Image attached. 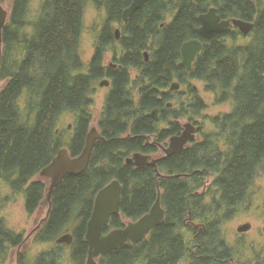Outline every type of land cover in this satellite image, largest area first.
Instances as JSON below:
<instances>
[{
    "label": "trees",
    "instance_id": "16d2710c",
    "mask_svg": "<svg viewBox=\"0 0 264 264\" xmlns=\"http://www.w3.org/2000/svg\"><path fill=\"white\" fill-rule=\"evenodd\" d=\"M33 2L14 0L3 30L0 208L2 181L25 194L30 211L39 207L46 185L32 179L60 149L67 148L74 156L83 151L94 117L96 85L109 77L113 87L98 121L105 139L95 143L85 172L67 175L55 187L47 226L52 239L65 225L76 223L73 259L83 264L87 248L83 239L96 194L118 179L123 186L122 215L131 219L144 215L160 188L166 218L152 231V242L124 244L102 257L100 264H177L181 260L229 264L237 250L228 244L223 224L248 201L264 170V0H150L126 23L123 12L132 0H40L35 10ZM89 3L107 17L94 26V53L86 64L80 43ZM211 7L223 19L253 22L252 31L245 36L233 28L204 38L199 17ZM116 22L123 25L119 40L113 32ZM242 36L249 41L237 44ZM191 39H201L204 49L188 72L181 48ZM115 43L121 47L117 68L105 65ZM146 50L151 53L149 61H145ZM176 79L182 87L171 92ZM192 79L203 81L205 89L217 95V102H233L230 112L209 117L215 128L210 132L199 121L208 104ZM169 101H174L173 108L166 106ZM156 107L161 108L157 121L151 116ZM66 112L73 115V130L59 126ZM185 117L200 126L199 141L172 156L163 155L158 168L125 162L132 152L158 150L157 143L146 144L143 135L166 144L181 131L178 120ZM119 150H124L122 156ZM122 215L113 216L111 225H121ZM193 223H204L203 232L197 235ZM183 230L195 232L191 242ZM21 237L0 217V264H5L10 248L20 245ZM60 261L61 253L46 251L31 260L24 258L22 264Z\"/></svg>",
    "mask_w": 264,
    "mask_h": 264
},
{
    "label": "rangeland",
    "instance_id": "374dc122",
    "mask_svg": "<svg viewBox=\"0 0 264 264\" xmlns=\"http://www.w3.org/2000/svg\"><path fill=\"white\" fill-rule=\"evenodd\" d=\"M12 0H3L2 5L4 8L11 12ZM40 0H34L32 3L33 10L37 9ZM103 16V17H101ZM107 13L102 10L99 11L92 4L89 3L85 10L84 18V30L82 33L80 51L84 62L89 63L91 57L94 53V42H95V28L94 26L99 22V20L104 22L106 20ZM116 27H122L123 25H118L115 23L113 25V30ZM249 41L248 38L242 36L237 41V44H246ZM121 54V47L119 45H112L105 58V65L110 66L111 63H116L117 56ZM104 79V78H103ZM102 79V80H103ZM100 80L95 89L94 93V117L91 126L98 127V121L103 111L106 98L110 93L111 87L101 86ZM191 84L198 88L200 95L205 99L208 104L207 109L202 113L199 121L204 126L206 132H210L215 129L211 123L209 117L217 116L219 114H224L230 112L233 109V102L228 100L226 102H217V95L214 92L207 91L205 89V83L198 79H192ZM5 85V81L0 79V91ZM188 86H183L184 90H187ZM22 104L25 105V100H21ZM232 106V107H231ZM206 117H204V116ZM181 123H187L188 118H181ZM61 128L69 127L70 130L74 129V118L71 113H64L61 116L59 123ZM71 126V127H70ZM161 126H164L161 124ZM200 127V126H199ZM202 131V130H201ZM199 134H201L199 132ZM169 143V140L166 141ZM164 154L163 150H159L154 153L153 157H160ZM264 171V170H263ZM257 177L252 189L250 190L248 201L238 206L232 215L224 222L223 231L228 244L233 247L236 251L235 260L229 264H258L264 255V172ZM34 180H43L46 184L45 199L43 204L34 212L30 213L27 209L26 197L22 192L15 191L11 186L7 185L4 181L1 182V193L4 198L2 207L0 208V217H2L6 225L9 228L14 229L16 232L23 233L24 235L29 234L34 227L41 223L43 218H45L48 210L47 199H48V187L50 186V181L46 177H42L40 174L36 175ZM31 181V182H32ZM130 219H126L128 223ZM245 223H251L252 228L245 233H240L238 227ZM76 223H69L65 225L61 231L55 235V238L46 241L40 240L39 237L33 240L31 237L25 243L19 246L12 247L9 249L5 264H22L24 258L29 260L34 259L39 254L46 251H56L61 253L60 264H77L73 259L74 246H69L67 243L57 244L56 239L65 232L75 231ZM196 226L197 224H191ZM188 242H191L195 235L202 233L203 229L198 226V233L195 234L193 230L190 232L182 231ZM19 252H21L19 254ZM24 255V256H23ZM261 255V256H260ZM258 261V262H257ZM83 264H87V258ZM143 264V263H137ZM180 264H190L187 260L182 261Z\"/></svg>",
    "mask_w": 264,
    "mask_h": 264
},
{
    "label": "water",
    "instance_id": "95a60500",
    "mask_svg": "<svg viewBox=\"0 0 264 264\" xmlns=\"http://www.w3.org/2000/svg\"><path fill=\"white\" fill-rule=\"evenodd\" d=\"M148 0H133L131 5L127 7L123 13L124 20H128L138 9L142 8ZM10 11L3 7L0 0V64L3 56V30L9 20ZM201 27L199 31L202 35L212 38L215 35L231 31L232 26H239L246 34L253 28V24L239 18L222 19L216 7H211L207 12L200 15ZM120 29H116L117 37H120ZM203 47L202 41L191 39L186 41L181 48L182 64L188 72L193 70V63ZM146 61L149 60V53L145 52ZM110 81L104 79L100 82L101 86H108ZM180 87L179 82H174L171 86L172 90ZM152 115L158 119V109H154ZM186 129L181 135H175L170 138L169 147L166 148V155L172 156L178 151L185 148L186 144L195 136L194 125L191 122L185 124ZM104 139L97 127H92L87 135L86 144L83 151L72 156L70 152L63 148L46 165L40 172L42 176L51 178L48 191V200L56 186L70 174H81L85 172L91 163L94 145L97 140ZM127 163L141 167L146 165L157 166L158 159H151L150 155L143 153H135L132 157L127 158ZM160 174L158 173L157 176ZM122 194V184L115 179L102 188L96 195L94 210L88 222L86 238L90 249L87 264H98L96 258L104 256L109 251L117 248L120 244L131 240L138 243L145 239L148 234L166 218V210L161 203V192L149 212L141 216L138 220L129 222L126 227L114 229L108 234H103L104 224L110 221L113 214L120 212V202ZM252 228L251 223H245L238 227L240 233L247 232ZM73 235L66 233L57 238L58 243H72Z\"/></svg>",
    "mask_w": 264,
    "mask_h": 264
},
{
    "label": "flooded vegetation",
    "instance_id": "af4514ba",
    "mask_svg": "<svg viewBox=\"0 0 264 264\" xmlns=\"http://www.w3.org/2000/svg\"><path fill=\"white\" fill-rule=\"evenodd\" d=\"M3 0H1V2H2ZM12 1H14V0H12ZM133 1V0H132ZM148 1H150V0H148ZM131 5V4H130ZM129 5V6H130ZM125 11V10H124ZM124 13V12H123ZM134 15V14H133ZM132 15V16H133ZM131 17V16H130ZM130 17H129V19H130ZM129 19L128 20H124V18H123V22H128L129 21ZM223 19V18H222ZM231 19V18H230ZM116 23H118V25H122V23H120V22H116ZM232 28H233V26H232ZM119 29L120 30H122L123 28L122 27H119ZM229 32V31H228ZM146 52V51H145ZM145 52H144V55H145ZM149 52V51H148ZM198 56V55H197ZM197 58V57H196ZM149 60H150V53H149ZM148 60V61H149ZM145 61H146V56H145ZM115 64V65H114ZM110 66H112L113 68H117L118 67V64L117 63H111L110 64ZM104 79H108L109 81H110V84L108 85V86H106V87H111V89H112V87H113V81H112V79L111 78H109V77H106V78H104ZM103 79V80H104ZM173 82H181L179 79H176V80H174ZM173 82L171 83V85H170V88H169V90L171 91V92H174V91H179L180 89H181V87H182V83H180V87H179V89H177V90H172L171 89V86H172V84H173ZM111 89H110V91H111ZM166 106L168 107V108H173V106H174V101H169L167 104H166ZM156 109H158V119H156V120H159L160 119V113H161V108H159V107H156ZM154 110V109H153ZM153 110L151 111V116L153 117V115H152V112H153ZM155 119V118H154ZM178 122L181 124V127L183 128V129H181V131L178 133V134H174V135H172V136H175V135H181L184 131H185V129H186V126H185V124L186 123H181V121L180 120H178ZM188 122H191V123H193V125H194V127H195V129H194V134H195V136H194V140L192 139V140H190L189 142H188V144H186V146H185V148L186 147H188V146H190L191 145V143L193 142V141H199L201 138H202V135L201 134H199V132L201 133V130H200V127H199V125L196 123V122H192L191 120L190 121H188ZM187 122V123H188ZM197 124V125H196ZM166 126V124L164 125V127ZM91 128H92V126H91ZM90 128V129H91ZM99 129V128H98ZM90 131V130H89ZM99 131H100V129H99ZM100 133H101V131H100ZM102 134V133H101ZM172 136H170L167 140H169V143H170V138L172 137ZM145 140H146V144H150V143H152V142H156L157 143V145H158V150L156 151V152H152V153H146V152H142V151H135V152H132L130 155H128V156H126V158H125V162L127 163V158L128 157H132L135 153H143V154H146V155H150L151 156V159H158V162H159V160L161 159V157L163 156V155H165V156H167L166 155V148H167V146L169 147V143L167 144H162V143H158L157 142V140H156V138L154 137V136H151V135H143L142 136ZM87 139V138H86ZM104 139H105V137H104ZM103 139V140H104ZM100 140H102V139H100ZM166 140V141H167ZM98 141V140H97ZM96 141V142H97ZM95 142V143H96ZM94 147H95V145H94ZM184 148V149H185ZM63 149V148H62ZM67 149V148H66ZM61 150V149H60ZM68 150V149H67ZM159 150H163L164 151V154L162 155V156H160V157H153L152 155L154 154V153H157ZM183 150V149H182ZM69 151V150H68ZM181 151V150H180ZM70 152V151H69ZM93 152H94V150H93ZM58 154V153H57ZM56 154V155H57ZM70 154H71V152H70ZM118 154L119 155H123L124 154V150H119L118 151ZM72 155V154H71ZM72 156H74V155H72ZM77 156V155H76ZM92 156H93V154H92ZM92 159V158H91ZM53 160V159H52ZM51 160V161H52ZM50 161V162H51ZM49 164V163H48ZM47 164V165H48ZM129 164V163H128ZM132 165H134V164H132ZM146 166H154V165H146ZM136 167H138V166H136ZM155 167V166H154ZM44 168V167H43ZM156 168H158V163H157V166H156ZM41 172V171H40ZM160 174L159 176H157L156 175V177L157 178H160L161 176H163L159 171L157 172V174ZM40 174V173H39ZM41 175V174H40ZM42 176V175H41ZM42 177H45V176H42ZM165 177H167V176H165ZM47 178V177H46ZM47 179H49V181H50V183H51V178H47ZM115 180V179H114ZM118 180V179H117ZM34 181H36V180H34ZM37 181H42L43 183H45L43 180H37ZM113 181V180H112ZM111 181V182H112ZM121 183V182H120ZM46 185V184H45ZM108 185V184H107ZM104 188V187H103ZM48 191H49V187H48ZM122 191H123V186H122ZM159 191L161 192V189L160 188H158V194H159ZM45 192H46V189H45ZM99 192V191H98ZM97 195V194H96ZM96 198V197H95ZM45 199V196H44V198L42 199V201L40 202V205H39V207L41 206V204H43V200ZM121 200H122V194H121ZM157 200V199H156ZM27 203V202H26ZM47 203H49V205H48V210H47V214H46V216H45V218H43V220L41 221V223H39V224H37L35 227H34V229L29 233V234H27V235H24L23 233H20V232H16L17 234H20V235H22V237H21V243H20V245L22 244V243H25L27 240H29L31 237H33V240L34 239H37L38 237H39V239L40 240H42V239H44L45 237H49L48 238V240H43V241H46V243L49 241V240H52V234H51V229L48 227V229H47V226L50 224V220H51V217H52V195H51V199L50 200H48L47 199ZM162 203V202H161ZM94 204H95V201H94ZM163 206V205H162ZM152 208V207H151ZM27 209H28V207H27ZM38 209V207L35 209V210H33V211H30L29 209H28V211L30 212V213H34L36 210ZM165 209V208H164ZM263 209H264V207H263ZM93 210H94V207H93ZM150 211V210H149ZM148 211V212H149ZM92 213H93V211H92ZM147 213V212H146ZM145 213V214H146ZM115 215H122V213H121V202H120V212L119 213H116V214H113L112 216H111V218H110V221L108 222V223H106V224H104V226H103V234H108L109 232H111L112 230H114V229H118V228H122V227H126V225H128V223L129 222H132V221H136V220H138L139 218H137V219H131V218H127L126 216H124V215H122V224L121 225H119V226H112L111 225V220H112V218H113V216H115ZM91 216H92V214H91ZM91 216H90V218H91ZM143 216V215H142ZM90 218H89V220H90ZM126 219H130V221L128 222V223H126ZM89 220H88V222H89ZM88 222H87V227H88ZM194 224V223H193ZM197 225L196 226H193L192 225V227L194 228V227H196V228H198V226L199 227H201L203 230L205 229V224L204 223H196ZM10 229H12V228H10ZM14 230V229H13ZM15 231V230H14ZM66 233H71L72 235H73V239H72V243H70V244H68L69 246H74V252H76L77 251V247H76V244H75V238H74V232H71V231H68V232H65V233H63V234H66ZM86 233H87V228H86ZM86 233H85V237H86ZM151 233H152V231L148 234V236L145 238V239H148V241L149 242H152L153 241V239L151 238ZM62 234V235H63ZM61 236V235H60ZM59 236V237H60ZM58 238V237H57ZM144 240V239H143ZM196 240V239H195ZM83 241L84 242H86V244L88 243V240H87V238H84L83 239ZM142 241V240H141ZM140 241V242H141ZM56 242H57V239H56ZM140 242H138V243H140ZM66 243V242H65ZM129 243H131V244H138V243H133L131 240H128L127 242H125V243H122V244H120L117 248H115V249H113V250H111V251H109V253L110 252H112V251H115V250H117V249H119L122 245H124V244H129ZM57 244H63V243H58L57 242ZM19 246V245H18ZM89 249H90V246H89V243L87 244V248H86V258L88 259V256H89ZM150 251H152V248H150ZM73 252V253H74ZM21 252H19V254H20ZM108 253V254H109ZM107 254V255H108ZM107 255H104V256H100V257H98V258H96V262L98 263V264H100V259L102 258V257H105V256H107ZM24 256V255H23ZM261 256V255H260ZM235 259L234 258H231V260H230V262L232 263L233 261H234ZM182 261H184V260H181V261H179L177 264H180ZM261 261L262 262H260V263H258V264H263V261H264V255H263V257H262V259H261Z\"/></svg>",
    "mask_w": 264,
    "mask_h": 264
},
{
    "label": "bare ground",
    "instance_id": "6f19581e",
    "mask_svg": "<svg viewBox=\"0 0 264 264\" xmlns=\"http://www.w3.org/2000/svg\"><path fill=\"white\" fill-rule=\"evenodd\" d=\"M128 7H129V6H128ZM200 15H201V14H200ZM244 21H245V20H244ZM246 22H250V23H252V24H253V27H254V23H253V22H251V21H246ZM200 23H201V22H200ZM200 26H201V24H200ZM117 28H119V27H116V28L114 29L113 32L115 33V37H116V39L119 40L120 37H122V36H121L122 30L120 31V37L118 38V37H117V33H116V29H117ZM233 28H237V29H238L239 31H241V33H243L245 36H247V35L252 31V29H253V28L250 29V32L246 34L243 30L240 29L239 26H233ZM233 28H232V29H233ZM232 29H231V30H232ZM229 32H230V31H229ZM122 34H123V33H122ZM221 34H223V32H222V33H219V34H217V35H215L214 37H216V36H218V35H221ZM201 35H202V34H201ZM202 36H203L204 38H208V37H205L204 35H202ZM214 37H212V38H214ZM152 40H153V39H152ZM198 40L202 41L201 39H198ZM188 41H189V40H188ZM185 42H186V41H185ZM185 42H184V43H185ZM184 43H183V44H184ZM143 44H144V43H143ZM202 44H203V41H202ZM145 45H146V44H145ZM136 48H137V47H136ZM139 48H140V46H139ZM202 48H203V47H202ZM145 49H146V48H145ZM203 49H204V48H203ZM201 50H202V49H201ZM146 52H148V51L146 50ZM200 52H201V51H200ZM148 53H149V52H148ZM150 54H151V53H150ZM181 54H182V53H181ZM198 54H199V53H198ZM91 58H92V57H91ZM83 60H84V59H83ZM195 60H196V59H195ZM114 65H115V64H114ZM189 77H190V76H189ZM195 78H197V76H196ZM173 83H174V82H173ZM180 83H181V82H180ZM109 91H110V90H109ZM123 93H124V92H123ZM233 93H234V92H233ZM182 96H183V95H182ZM169 98H170V97H169ZM231 107H232V106H231ZM194 108H195V107H194ZM155 109H156V108H155ZM194 111H195V110H194ZM183 112H185V111H183ZM123 117H124V116H123ZM153 118H154V117H153ZM188 120H189V119H188ZM156 121H157V120H156ZM189 121H190V120H189ZM192 122H193V121H192ZM192 124H193V123H192ZM194 125H195V124H194ZM196 125H197V124H196ZM70 127H71V126H70ZM97 128H98V127H97ZM162 129H163V128H162ZM182 129H183V128H182ZM98 130H99V129H98ZM194 139H195V138H194ZM194 139H193V140H194ZM167 144H168V143H167ZM167 147H168V146H167ZM153 167H154V166H153ZM2 178H3V177H2ZM189 199H190V198H189ZM194 202H195V201H194ZM197 203H198V202H197ZM197 203H196V204H197ZM213 203H214V202H213ZM223 204H224V203H223ZM209 208H210V207H209ZM218 211H219V210H218ZM205 212H206V211H205ZM224 213H225V212H224ZM211 214H212V213H211ZM214 216H215V215H214ZM217 220H218V219H217ZM219 221H220V220H219ZM157 226H158V225H157ZM157 226H156V227H157ZM190 226H191V225H190ZM156 227H155V228H156ZM155 228H154V229H155ZM154 229H153V230H154ZM153 230H152V231H153ZM247 232H248V231H247ZM243 233H245V232H243ZM85 238H86V237H85ZM86 242H87V241H86ZM62 243L64 244L65 242H62ZM87 244H88V243H87ZM233 247H234V246H233ZM106 255H107V254H106ZM87 260H88V259H87ZM257 262H258V261H257Z\"/></svg>",
    "mask_w": 264,
    "mask_h": 264
}]
</instances>
